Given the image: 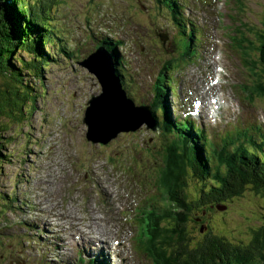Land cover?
I'll list each match as a JSON object with an SVG mask.
<instances>
[{"label":"rangeland","instance_id":"1","mask_svg":"<svg viewBox=\"0 0 264 264\" xmlns=\"http://www.w3.org/2000/svg\"><path fill=\"white\" fill-rule=\"evenodd\" d=\"M181 1H185L181 13L187 29L200 32L194 43L197 51L180 41L176 51L172 39L178 36V26L172 24L169 11L158 0H53L49 28L57 43L45 48L54 60L42 70L39 82L22 73L23 82L36 87L34 101L23 107L22 116L15 114L18 118L13 120V116L0 113V264H87L91 256L87 246L89 253L100 252L94 256L105 264H152L137 246L140 225L133 216L151 203H162L157 199L155 177L163 136L142 124L105 143L110 134L102 136L106 139L103 142L86 138L84 111L102 87L88 65H80L78 60L92 53L97 47H91L104 37L122 42L113 47L114 54L123 60L124 88L136 105H153L163 97L154 87L164 85V67L174 56L181 58L188 51L187 58L167 68L180 92L166 90L164 99L171 116L200 123L209 142L220 143V134H231L250 123L262 124L264 132V96L249 98L247 92L239 91L252 85L254 74L247 68L246 51H240L232 39L233 35L241 36L235 25L248 40L255 39L254 34L262 30L264 0ZM90 30L104 32L95 38ZM163 34L165 43L160 39ZM60 45L72 50L77 59L74 55L70 59ZM109 58L99 57L94 65L100 61L111 64L113 55ZM220 66L223 71L217 79ZM101 71L98 69L103 75ZM216 79L220 81L214 84ZM128 83L132 84L130 90ZM106 85L108 100L115 98L113 92L133 110L118 84L106 81ZM198 100L202 101L199 118L185 115ZM104 103L102 99L95 102L99 106ZM143 111H137L138 119ZM155 111L162 118L163 113ZM140 122L123 123V130H133ZM224 137L222 134L218 140ZM190 186L188 192L192 193L195 185L192 182ZM34 201L36 212H29ZM262 214L263 193L250 189L226 208L211 212L202 224L211 228L209 223L216 217L229 229L221 228L220 232L245 244ZM43 218L48 223L41 222ZM190 224L193 231L199 225L196 221ZM90 235L101 240L86 239Z\"/></svg>","mask_w":264,"mask_h":264},{"label":"trees","instance_id":"2","mask_svg":"<svg viewBox=\"0 0 264 264\" xmlns=\"http://www.w3.org/2000/svg\"><path fill=\"white\" fill-rule=\"evenodd\" d=\"M159 2L177 20L176 3ZM1 3L0 113L8 117L22 116L23 107L34 101L36 89L32 85L29 87L27 81L23 82L22 73L32 75L39 82L42 70L54 60L45 48L54 43V34L49 28L54 2L1 0ZM239 40L240 47L246 51L247 62H250L247 68L254 74V82L246 91L251 96H264V17L262 30L255 33L254 40ZM187 55L188 51L182 58ZM173 60L176 59L169 61V67ZM167 79L168 87L172 79ZM166 85L162 86V92L166 91ZM157 104L156 108L152 106L151 114L154 116L159 106L164 112L160 121L155 115L164 137L162 166L157 177L163 202L152 211L142 212L143 216L147 214L142 250L153 264H264V214L251 228L245 244L220 232L221 228L227 227L216 217L209 223L211 228L202 224L211 212L226 208L247 190L264 196V138L244 134V128L240 143L236 144L235 140L224 142L207 155L200 138L203 135L198 137L189 133L187 137H180L185 129L173 126L165 103L158 101ZM17 118L15 116L13 120ZM169 135H173L172 138ZM192 182L195 187L189 193ZM195 221L199 225L193 231L190 222Z\"/></svg>","mask_w":264,"mask_h":264},{"label":"bare ground","instance_id":"3","mask_svg":"<svg viewBox=\"0 0 264 264\" xmlns=\"http://www.w3.org/2000/svg\"><path fill=\"white\" fill-rule=\"evenodd\" d=\"M104 78L107 82H111V76L107 73H104ZM102 83V81H101ZM103 87L105 88L104 82L102 83ZM106 89H108V87L106 86ZM260 90V89H259ZM263 90V89H262ZM105 92V93H104ZM103 93L104 95L100 96L102 100L105 101V103L102 106H98L97 110L92 114V110H90L89 112V117L91 116V120H94V123L92 124V128L95 129L96 127V132H99V134H110V132H112L114 129L116 128H122L123 123L124 124H131L129 122L133 121V120H137L138 119V114L140 112H137L136 110L133 111H129L126 108V105L124 103H122L120 100L117 99L115 93L112 92V95L116 98H110L109 100L107 99V94L108 91L105 89H103ZM102 93V94H103ZM120 95V94H117ZM216 102H218L220 104V100L217 97L216 98ZM222 102V101H221ZM202 101L199 102V104L201 105ZM206 104V103H205ZM95 106V103H92V106ZM94 108V107H93ZM143 112V111H142ZM90 120V119H89ZM140 120L135 121V123H138ZM133 125H136L134 123H132ZM153 125V124H152ZM150 126V125H149ZM136 127V126H135ZM134 127V128H135ZM94 138H98L100 140H103V138L101 137H94ZM109 195V194H108ZM111 195V194H110ZM152 197V196H151ZM149 199V198H148ZM112 201V199H111ZM42 211L44 212L45 210ZM12 212V211H11ZM46 212V211H45ZM44 212V214H45ZM144 214V213H143ZM153 214V213H152ZM147 215V214H146ZM156 215V214H155ZM45 216H47V214H45ZM70 217V216H69ZM49 218V217H48ZM148 218V217H147ZM41 222H45L48 223V221L46 219H41ZM31 224L35 225V222H30ZM37 224V223H36ZM138 224V223H137ZM35 227V226H34ZM88 231V229H87ZM16 234V233H15ZM89 234V233H88ZM85 236V235H84ZM83 236V237H84ZM94 239L97 241H100L101 239L95 235H90L89 237L87 236L86 239ZM88 243V242H87ZM98 244V243H96ZM100 245V244H99ZM108 245V244H107ZM55 246V244H54ZM93 247V246H92ZM91 248V247H90ZM95 249V247H93ZM92 248V249H93ZM100 248V247H99ZM86 249L88 250V246L86 247ZM92 253H100V252H96V251H92Z\"/></svg>","mask_w":264,"mask_h":264},{"label":"water","instance_id":"4","mask_svg":"<svg viewBox=\"0 0 264 264\" xmlns=\"http://www.w3.org/2000/svg\"><path fill=\"white\" fill-rule=\"evenodd\" d=\"M1 1H0V9H1ZM98 54H101V52H99V51H97L96 53H94V54H92L91 55V58L88 60H86L85 62H84V64H87L88 66H89V68L91 69V71H93V72H95V73H97V71H98V69L99 68H103V70L101 71V70H99V71H101L102 73H103V75L102 74H98V78H99V80H100V83H101V81H102V83L104 82V84H106V80H105V78H104V73H107V74H109L112 78V81L111 82H113L114 84H118V78H117V76H116V74H115V72H114V70H113V65L112 64H105V63H103V62H99L97 65H94V61L95 60H97L98 58H99V55ZM91 62H92V64L94 65H92L91 64ZM97 69H96V68ZM110 82V83H111ZM101 83V84H102ZM103 85V84H102ZM105 86V88L103 87V89H105V91L107 90L108 91V89H106V86L107 85H104ZM103 93V92H102ZM100 94V95H98V96H96V97H92L89 101H88V103H89V105L87 106V108H86V110H85V113H84V117H83V122L87 125V131H86V137H87V139H89V140H92V141H101V142H103L104 140H106V141H104V143L105 142H108L110 139H112L113 137H115L120 131H127V130H123V129H125V127H122L121 128V130H119L120 128H116V129H114V131L112 132V133H110V135H109V137L108 138H106V139H104L106 136L105 135H107V134H99V132H96V127H95V129H93L92 128V124L94 123V120L92 119L91 120V116H92V114L97 110V108H98V104H95V106L93 105L92 106V103H95V102H97L99 99H101V97L100 96H102V95H104V93L103 94ZM94 107V108H93ZM131 108L133 109V110H136V111H143V110H145L146 112L143 114V115H141L140 117H139V119L138 120H140L139 122H140V124H142L144 121H146V122H153V125H150V127H152V128H155V120H154V118H153V115L151 114V111H150V107L149 106H139V107H137V106H135V105H132L131 106ZM93 109V110H92ZM90 110H92V114H91V116L89 117V112H90ZM133 110H131V109H129V111H133ZM144 112V111H143ZM90 119V120H89ZM132 124V123H131ZM134 124H137V123H134ZM137 126H139V125H137ZM149 126V125H148ZM126 128H129V127H126ZM136 128V127H135ZM129 129H132V127H130ZM95 134H99V136L98 137H101V138H103V140H100V139H98V138H94V137H96L95 136ZM102 136H105V137H102ZM109 139V140H108Z\"/></svg>","mask_w":264,"mask_h":264}]
</instances>
